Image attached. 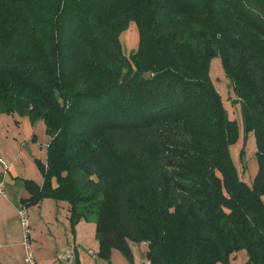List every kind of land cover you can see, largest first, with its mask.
<instances>
[{
	"label": "trees",
	"instance_id": "1",
	"mask_svg": "<svg viewBox=\"0 0 264 264\" xmlns=\"http://www.w3.org/2000/svg\"><path fill=\"white\" fill-rule=\"evenodd\" d=\"M215 56L254 136L250 184ZM0 113L49 136L22 204L68 202L72 232L94 214L98 257L142 241L149 264H264V0H0Z\"/></svg>",
	"mask_w": 264,
	"mask_h": 264
},
{
	"label": "crops",
	"instance_id": "2",
	"mask_svg": "<svg viewBox=\"0 0 264 264\" xmlns=\"http://www.w3.org/2000/svg\"><path fill=\"white\" fill-rule=\"evenodd\" d=\"M5 117V113H0V157L9 165V169L3 172L0 164V178L3 181V189L6 190V192L4 191L6 196H0V263L29 264L24 259L18 209L23 205L21 199L29 196L23 180L29 179L30 176L20 168H17L14 163L17 160H23L25 151H23L22 147L18 149V152L16 148L12 150L14 145L9 139L12 133L7 131L9 129H5L2 121ZM23 121L25 123L27 122V120ZM23 121L19 118H14L12 122L13 130L17 131L20 122ZM11 139H16V137L13 136ZM26 139L28 141L22 142V144L23 146H27L28 144L27 147L30 151L31 147L29 144L33 143V140L31 137L29 138V134L26 136ZM48 141L49 136L47 143ZM7 146H9L8 149L6 148ZM5 148L8 152H6ZM29 151L27 150L28 153ZM43 162H45V158ZM37 172L35 171V175L30 180L41 184L42 175L40 172ZM15 182H20L23 188L21 187V191L13 199L9 198L7 186L8 184H15ZM24 190L27 191V195L25 196ZM26 210L30 214V219L34 221V227H31L30 235L32 237V250L35 264H54L57 261L60 262L59 264H62L59 260L60 256L69 250H72L74 253V258L70 264H106V261L96 256L98 242L95 238V223L93 220L89 221L88 217H82L76 223L74 232L71 231L68 202L46 197L33 206H26ZM43 240H46L48 243L46 252L43 251ZM131 242L129 241V244ZM143 243L147 246L145 242ZM234 254H231L230 258Z\"/></svg>",
	"mask_w": 264,
	"mask_h": 264
},
{
	"label": "rangeland",
	"instance_id": "3",
	"mask_svg": "<svg viewBox=\"0 0 264 264\" xmlns=\"http://www.w3.org/2000/svg\"><path fill=\"white\" fill-rule=\"evenodd\" d=\"M120 41L125 53L128 54L129 52L136 50L138 43V31H137V25L134 21H130L127 27L121 32ZM209 74L211 80L214 83L216 90L218 91V93L222 98L223 104L227 110L229 118L234 119L238 124L239 137L238 140L230 146V154L238 169L240 177L250 184L257 170V162L254 155L255 142H254L253 133L248 132L246 135L244 134L242 127L240 106L239 103L234 101L235 95L232 89V85L224 73L219 56H215L214 58H212L209 67ZM14 118H19L21 119V121L27 120V122L26 123L24 121L20 122V125L18 126V129L16 128L17 129L16 131L13 130L12 128L13 127L12 122ZM2 121L3 124L5 125V129L6 130L9 129L7 131L12 133V135L9 136L11 143L14 145L12 147V150L16 148L18 152V149L22 147L23 151H25L24 154L25 156L23 160H17L16 162H14L15 165L17 166V168H20L23 172L29 174L30 176L29 179L33 178V176L35 175V171L37 172L38 170V172H40L35 162V159H39L41 162L44 161V158L46 159V144L48 140V135L46 134L43 121H36L35 123H31L28 117L19 116L16 113L6 114V117L3 118ZM28 134H29V138L31 137L33 140V143L29 144L31 147L30 151L29 148L27 147L28 144L27 146H23L22 144V142L24 143L25 141H28L26 139V136ZM13 136H15L16 139H11V137L13 138ZM14 140L17 141L14 142ZM6 148L8 149L9 146H7ZM27 150L29 151V153L27 152ZM242 151L244 154L243 161H241ZM6 152L8 151L6 150ZM243 165L246 167L245 170H243ZM21 187L23 188V185L20 182H15V184L12 185L8 184L7 192L9 193V198L15 199L16 196L21 191L22 189ZM4 191L6 192V190ZM25 195H27V191L24 190V196ZM262 200L264 202V194L262 195ZM33 205L34 204H30L27 207ZM88 219L89 221L93 220L96 225V216L94 214L88 216ZM29 221H30V230H31V227H34L33 225L34 221L30 219V214H29ZM31 242H32V237H31ZM43 243H44L43 251L46 252L48 243L46 242V240H43ZM129 247L132 253L131 258H129L126 254H124L117 248H112L110 251L109 259L107 260L103 259V260L106 261V264H148L146 258L147 246H145V244L142 241L131 242L129 244ZM96 256H97V252H96ZM246 258L247 255L245 250L241 249L235 252L234 256L230 258L229 264H242V262L243 263L245 262ZM215 264H224V263L219 261Z\"/></svg>",
	"mask_w": 264,
	"mask_h": 264
},
{
	"label": "built area",
	"instance_id": "4",
	"mask_svg": "<svg viewBox=\"0 0 264 264\" xmlns=\"http://www.w3.org/2000/svg\"><path fill=\"white\" fill-rule=\"evenodd\" d=\"M0 164L3 168V172H6L9 169V165L6 163V161L0 157ZM0 196H6L4 189H3V181L2 178H0ZM18 215L20 219V225H21V231H22V247L24 252V259L29 264H35V258L32 250V242H31V231H30V222L28 219V212L26 210L25 206H21L18 209ZM74 258V253L72 250L65 251L60 256V261L62 264H70L71 261ZM60 262L57 261L54 264H59Z\"/></svg>",
	"mask_w": 264,
	"mask_h": 264
}]
</instances>
